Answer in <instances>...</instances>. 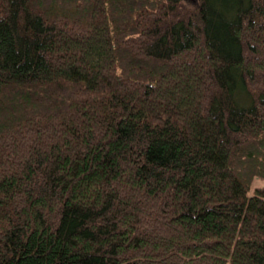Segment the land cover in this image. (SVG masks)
I'll list each match as a JSON object with an SVG mask.
<instances>
[{"label":"trees","instance_id":"trees-1","mask_svg":"<svg viewBox=\"0 0 264 264\" xmlns=\"http://www.w3.org/2000/svg\"><path fill=\"white\" fill-rule=\"evenodd\" d=\"M0 264H264V0H0Z\"/></svg>","mask_w":264,"mask_h":264}]
</instances>
